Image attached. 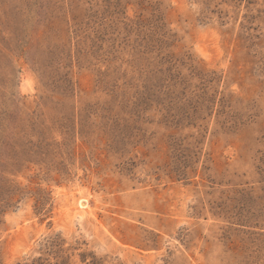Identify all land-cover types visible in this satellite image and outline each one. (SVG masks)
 I'll use <instances>...</instances> for the list:
<instances>
[{"label": "rangeland", "instance_id": "374dc122", "mask_svg": "<svg viewBox=\"0 0 264 264\" xmlns=\"http://www.w3.org/2000/svg\"><path fill=\"white\" fill-rule=\"evenodd\" d=\"M0 264H264V0H0Z\"/></svg>", "mask_w": 264, "mask_h": 264}]
</instances>
